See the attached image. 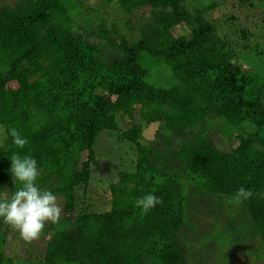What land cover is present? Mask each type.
<instances>
[{
    "label": "trees",
    "instance_id": "trees-1",
    "mask_svg": "<svg viewBox=\"0 0 264 264\" xmlns=\"http://www.w3.org/2000/svg\"><path fill=\"white\" fill-rule=\"evenodd\" d=\"M115 1L126 15L149 8L139 25L124 21L138 39L111 29L106 16L90 28L76 23L72 15L81 4L75 0H20L17 8L0 9V192L20 187L10 157L30 155L38 164L39 188L63 201L41 264H186L195 248L185 238L186 210L197 205L189 192L203 202L222 201L241 186L253 191L240 206L264 250V70H243L231 61L235 46L220 39L204 15L216 2L106 3ZM180 24L188 36L173 34ZM143 56L164 61L172 82L156 83ZM211 113L236 131L231 137L237 144L227 151L210 137ZM135 115L181 136L180 148L143 145L141 129L130 128L122 138L136 148L134 171L118 172L105 209L80 203L78 190L91 181L99 135L117 132L120 119ZM13 128L28 140L23 149L13 144ZM148 193L163 203L145 214L134 202ZM11 260L0 252V264Z\"/></svg>",
    "mask_w": 264,
    "mask_h": 264
},
{
    "label": "rangeland",
    "instance_id": "rangeland-1",
    "mask_svg": "<svg viewBox=\"0 0 264 264\" xmlns=\"http://www.w3.org/2000/svg\"><path fill=\"white\" fill-rule=\"evenodd\" d=\"M212 1L216 2V7L204 15L214 21L215 34L231 46H235L236 53L231 61L243 70H264V64L258 65L259 61H257L259 59L264 62V0H253L251 4L241 6L236 4V0H200L198 3L199 6H207ZM19 2L20 0H0V9L17 8ZM75 2L81 4L72 15V20L76 23L90 28L97 23L98 17L106 16L111 29L116 27L130 41L138 39L137 32L127 31L124 21L130 19L131 23L137 26L149 17L148 7L143 9L142 14L126 15L116 1L110 5L106 0H75ZM193 6L195 4L192 3L188 6L191 12ZM95 8H99V12L94 11ZM172 32L176 37L188 36L184 24L174 27ZM140 62L149 69V75L156 83L159 82L163 86L172 82L171 69L164 61L143 56ZM118 125L117 132L103 131L97 139L91 163V181L85 191L83 187L78 190L80 203L81 201L91 203L97 209H105L110 205L109 186L117 180L118 172L134 171L136 148L122 138L123 133L130 128L141 129L140 141L143 145L150 146L153 143L158 150L168 152L180 148L181 136L170 135V132L163 129V125L159 122L149 124L135 115L132 119L128 117L120 119ZM207 128L218 149L227 151L237 144L235 137H231L236 135V131L223 118L213 113L209 114ZM3 139L4 132L0 126V145ZM188 188L192 190L189 186ZM15 191V188L9 187L3 193L10 198ZM189 194L192 206L197 203L195 207L200 209V212L193 209L190 204L186 210V223L192 224L194 228L190 231L187 224L185 238L195 247L193 255L186 264H264L263 247L255 236L249 217L240 204L234 203L235 197H224L222 201L203 202L201 198L193 197L191 192ZM56 198V203L63 209L62 199ZM63 214L62 210L61 216ZM58 227L59 223L46 221L44 229L36 239L25 241L20 237L18 230L0 217V252L12 259L9 264H41L46 241ZM31 250L40 253V256H35ZM194 255L195 262H193Z\"/></svg>",
    "mask_w": 264,
    "mask_h": 264
},
{
    "label": "clouds",
    "instance_id": "clouds-1",
    "mask_svg": "<svg viewBox=\"0 0 264 264\" xmlns=\"http://www.w3.org/2000/svg\"><path fill=\"white\" fill-rule=\"evenodd\" d=\"M13 144L23 149L28 140L22 137L15 129L10 130ZM13 179L20 187L9 198L6 193L0 192V217L19 231L25 241L36 239L45 227L46 221L59 223L62 208L56 203V196L50 191H43L36 181L39 175L38 164L30 155L13 154L10 157ZM253 196V191L241 186L235 193L234 203L240 204ZM162 199L153 193H148L135 200L134 206L148 213Z\"/></svg>",
    "mask_w": 264,
    "mask_h": 264
}]
</instances>
